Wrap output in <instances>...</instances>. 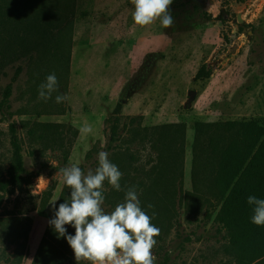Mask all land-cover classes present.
Instances as JSON below:
<instances>
[{
  "label": "rangeland",
  "instance_id": "obj_1",
  "mask_svg": "<svg viewBox=\"0 0 264 264\" xmlns=\"http://www.w3.org/2000/svg\"><path fill=\"white\" fill-rule=\"evenodd\" d=\"M3 1L0 0V6ZM26 1L8 0L12 8ZM178 2L182 3L180 7L170 8L174 23L169 29L179 38V43L198 30H205L201 33V41L204 40L212 51L206 62L213 71L212 76L203 83L194 78L190 84L182 82L177 71L190 51L181 55L171 49L162 53V58L152 55L139 73V92L143 93L145 106L138 109L130 100L128 105L121 104L119 108L120 100L115 102L112 99L114 104L100 125L93 121L98 120L99 113L91 112L92 116H87L89 108H86L84 115L71 116L68 99L60 104L55 102L57 94L67 95L70 70L59 72L62 74L57 78L58 91L51 99L46 102L38 100L37 88L41 78L36 76L40 74L36 63L44 52V41L31 46V40L39 36L27 33V26H13L12 29L5 13L0 11V102L4 100L7 86H13L11 99L3 112L0 110V169L5 170L10 165L12 156L11 133L6 120L10 117L20 128L27 169L34 173L42 171L23 193L16 191L0 208V264H32L54 213L51 203L55 200L57 205L62 192L70 190L59 174L66 166L62 156L67 151H70L68 164H78L85 172L97 166L100 151L108 152L109 159L119 152H128L126 164L132 167L130 172L136 188H139L141 207L160 229L153 248L157 258L155 264H246L232 256L226 231L216 220L220 202L213 187L209 186L210 179H205V168H199L194 176L193 143L196 122L253 119L264 124V0H204L203 4L197 0ZM76 6L68 12L69 24L61 31L53 29L55 35L62 38V47L53 48V51H65L69 69L72 67L69 52ZM193 69V66L188 68L190 73ZM173 70L175 75L169 77L175 78V94L168 93L167 85L162 87L160 84L161 81L166 83V72ZM157 79L160 82L152 88ZM132 91L133 96L136 92ZM169 94L171 99H167ZM127 97L126 94L123 99ZM61 106L64 111L60 110ZM67 117H72L81 127L90 119L93 132L78 137V133L69 129L63 140L38 141L21 128L23 120L32 121L30 127L48 122L68 125ZM116 119H119L121 142L108 151ZM175 123L186 125L185 131L179 128L144 129ZM162 150L166 153L165 158L169 156L177 164H170L166 159V166L161 167ZM41 177L44 180H40ZM53 184L52 197L42 212L43 195ZM108 187L105 182L104 188ZM111 201L116 203L113 199ZM148 204L153 207L148 208ZM103 207L106 212L114 210L105 203ZM17 231L21 236H16ZM56 247H60L59 242Z\"/></svg>",
  "mask_w": 264,
  "mask_h": 264
},
{
  "label": "trees",
  "instance_id": "obj_2",
  "mask_svg": "<svg viewBox=\"0 0 264 264\" xmlns=\"http://www.w3.org/2000/svg\"><path fill=\"white\" fill-rule=\"evenodd\" d=\"M178 1L180 0H173L171 7H180L182 3ZM76 4V0H27L17 8H12V4L8 0H4L0 6V11L5 13L12 29H14L13 26L17 28L27 26V33H34L39 36L31 40V46L33 43L44 41V52L36 63L40 70V74H36L37 77L41 78L40 83L50 73L54 72L57 74L65 69L67 71L70 70L66 61L65 51L60 52L58 49L53 51V48L62 47V38H58L53 29L61 31L69 24L68 12H71ZM73 14L74 11L71 15ZM174 41L175 44L172 49L176 50L180 41L175 36ZM152 55H158L160 58L164 57L162 53H152L147 56V59ZM60 74L62 72L56 75L57 78ZM212 74L211 68H209L207 63H204L199 68L194 79L203 83V80L209 79ZM12 89V85H8L5 89L4 100L0 102V110L2 112L5 104L11 99ZM62 106L60 110L64 111ZM120 106L121 104L119 103L118 107L120 108ZM8 108H10V105ZM6 120L11 133L12 156L10 157V165L5 170L0 169V208L7 197L15 195L16 191L23 193L27 186L33 184V179L36 176H40L42 172L34 173L27 169L24 141L19 134L20 128L16 124V120L10 117H7ZM118 120L116 119L112 127L108 151H112V147H118L121 142L117 125ZM31 124L32 121L23 120L21 128L26 130L29 136L37 138L38 141H48L49 139L63 140V138H66L69 129H71L70 132L79 134L78 130L72 125L48 122L30 127ZM172 128H179L185 131L186 125L175 123L157 127H145L144 129L164 130ZM64 129H67V131ZM195 131L193 173L195 176L199 168H205V179L206 181L210 179L209 186L213 187L220 202V210L216 220L222 229L226 231L228 247L232 256L242 263L264 264V227L251 223L252 209L247 203V198L250 195L264 199V124L253 119L217 123L196 122ZM69 154L70 151L63 153L62 162L65 165L69 162ZM127 155L128 152L126 151L119 152L110 159L119 167L123 174L120 181L123 184L121 186L122 189L135 186V178L130 172L132 167L126 164ZM165 156L166 153L162 150L159 158L161 167L166 166V159L170 160V164H177L169 156L168 158H165ZM121 161H123L122 164ZM196 186L195 183V189ZM54 189L55 185L53 184L44 193L42 212H44L52 197ZM102 191L105 197L104 203L110 207L115 208L119 201L124 199L125 192L123 190L116 191L110 185L108 189L104 188ZM70 192L71 190L62 192L56 209H58L60 203L70 198ZM111 199L115 200L116 203L111 201ZM65 227L67 228V234L74 235L75 229L71 225H66ZM16 236H21V232L17 231ZM57 242L60 243L59 248L56 247ZM71 250L66 237H59L54 228L48 225L32 264H77L74 253ZM81 264H88V262L81 261Z\"/></svg>",
  "mask_w": 264,
  "mask_h": 264
},
{
  "label": "clouds",
  "instance_id": "obj_3",
  "mask_svg": "<svg viewBox=\"0 0 264 264\" xmlns=\"http://www.w3.org/2000/svg\"><path fill=\"white\" fill-rule=\"evenodd\" d=\"M173 0H131L133 26L146 27L157 20L165 29L174 23L170 7ZM58 91L56 74L50 73L37 88L38 100L48 101ZM68 99L66 94H57L55 102L63 103ZM80 135L93 132L90 124L79 128ZM97 166L85 172L78 164L70 163L60 169L63 184L71 190L70 198L60 203L51 204L54 216L49 225L59 237H66L77 264L86 261L88 264H155L153 248L160 229L152 223V216L143 210L138 198L136 186L121 188L122 172L109 159V153L100 151L97 154ZM40 180H44L43 177ZM107 182L116 191H124L123 202L114 210H104L105 197L103 188ZM247 203L252 209V224L264 227V199L250 195ZM148 208L153 205L148 204ZM155 213H153V216ZM66 225L75 229V234H67Z\"/></svg>",
  "mask_w": 264,
  "mask_h": 264
},
{
  "label": "crops",
  "instance_id": "obj_4",
  "mask_svg": "<svg viewBox=\"0 0 264 264\" xmlns=\"http://www.w3.org/2000/svg\"><path fill=\"white\" fill-rule=\"evenodd\" d=\"M133 6L128 4V0H77L70 51L71 77L67 87L68 113H72L71 116H82L89 108L87 116H92L91 112L99 113L98 120L93 121L100 125L114 101L127 104L132 100L138 109L145 106L143 93L139 92V73L144 69L149 54L167 53L172 49L174 32L163 28L158 21L146 27H134ZM201 33L205 30H198L179 43L175 50L181 55L191 52L177 71L186 84L192 82L212 53L207 43L201 41ZM190 66L194 67L192 73L188 70ZM171 74L175 75L174 70L166 72V83L157 79L152 88L160 82L162 87L167 85L168 93L175 94V78H170ZM133 89L136 93L132 96ZM126 94L128 97L123 99ZM167 99H171L170 94ZM87 120L89 124L90 119ZM65 121L79 132L81 126L76 120L67 117Z\"/></svg>",
  "mask_w": 264,
  "mask_h": 264
},
{
  "label": "flooded vegetation",
  "instance_id": "obj_5",
  "mask_svg": "<svg viewBox=\"0 0 264 264\" xmlns=\"http://www.w3.org/2000/svg\"><path fill=\"white\" fill-rule=\"evenodd\" d=\"M197 2L203 4L204 3V0H197Z\"/></svg>",
  "mask_w": 264,
  "mask_h": 264
},
{
  "label": "water",
  "instance_id": "obj_6",
  "mask_svg": "<svg viewBox=\"0 0 264 264\" xmlns=\"http://www.w3.org/2000/svg\"><path fill=\"white\" fill-rule=\"evenodd\" d=\"M240 22L242 23V19L239 17Z\"/></svg>",
  "mask_w": 264,
  "mask_h": 264
}]
</instances>
